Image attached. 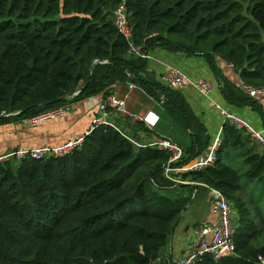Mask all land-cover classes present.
<instances>
[{
    "label": "trees",
    "instance_id": "1",
    "mask_svg": "<svg viewBox=\"0 0 264 264\" xmlns=\"http://www.w3.org/2000/svg\"><path fill=\"white\" fill-rule=\"evenodd\" d=\"M121 3L141 51L202 56L221 78L218 58L242 85L264 87V0H0V124L131 82L191 131L176 165L187 164L209 145L206 129L180 91L149 77L146 59L127 55L113 22ZM221 82L228 104L264 121L258 100ZM120 131L101 124L64 156L0 162V264H170L161 254L189 197L174 195L165 151L137 147ZM242 133L224 123L214 166L170 174L220 190L238 214L234 254L203 264H264V218L255 221L264 150Z\"/></svg>",
    "mask_w": 264,
    "mask_h": 264
},
{
    "label": "crops",
    "instance_id": "2",
    "mask_svg": "<svg viewBox=\"0 0 264 264\" xmlns=\"http://www.w3.org/2000/svg\"><path fill=\"white\" fill-rule=\"evenodd\" d=\"M148 54L150 58L147 60V74L154 81H157L158 75L168 67H176L192 78H204L213 82L214 89L208 97L201 96L193 88H186L181 91L191 110L206 129L209 138L208 148L220 133V130L223 131L224 125L223 118L214 107V104L233 112L236 116L249 122L256 130L262 128L263 120L258 112L249 107H236L225 101L221 93V78L236 84L240 80L234 68L228 66L227 63L218 58L216 59L220 78L213 73V70L202 56H185L182 53L168 52L160 47H155ZM127 83L116 82L117 95L119 98L125 99L127 110L132 114L141 116L144 122H133L125 116L109 111V119L116 123V126L123 129L128 136H133L134 138L130 137L140 143L156 137L176 139L181 141L184 146L186 145L185 148L192 143L190 130L175 122L163 108L152 103L154 98H151L152 96H149L143 89L137 85V87L129 88ZM103 99L104 94L99 93L79 101L67 102L64 104L67 106V111L62 118L45 120L34 127L27 126L22 119L1 123L0 155L17 147L59 145L70 137L85 133L93 117L98 114V105ZM180 183H184V185L181 186ZM192 185L196 186V189H193ZM174 195L176 197H189V201L180 213L173 228L168 247L161 254L160 260L167 261L170 264H174L176 260L187 253L189 246L198 236L199 226L214 224L216 220L211 209L210 188L206 185L181 181L178 182ZM236 213L235 210V215H237ZM203 262L204 259L198 264H203Z\"/></svg>",
    "mask_w": 264,
    "mask_h": 264
},
{
    "label": "built area",
    "instance_id": "3",
    "mask_svg": "<svg viewBox=\"0 0 264 264\" xmlns=\"http://www.w3.org/2000/svg\"><path fill=\"white\" fill-rule=\"evenodd\" d=\"M113 22L118 32L128 41L129 49L127 51V55L129 57H139L148 60L150 58L148 52L141 51L130 40L131 28L129 14L127 13L124 3L119 4L115 8L113 12ZM148 37H151V35ZM228 66L232 67L230 64H228ZM141 76H145L144 73H141ZM157 82L172 90L180 92L186 88H193L203 97H208L214 89V84L210 80L204 78H192L186 72L176 67H168L163 73L159 74ZM127 86L129 88L137 87L131 82H128ZM240 86H242L250 97L259 101L262 106L261 110L264 116V87L256 88L244 86L242 85V82ZM115 88L116 83H113L109 94L101 103H99L98 114L93 117L90 126L85 133L70 137L63 143L55 146L44 145L40 147H17L7 153L1 154L0 162H4L6 160L20 161L25 158L45 159L64 156L78 148L82 144L85 135L101 124H110L115 129L120 131L109 119V111L125 116L133 122H144V119L141 116L132 114L127 110L125 99L118 97ZM77 91L78 90L69 94L67 98L70 99L71 97L77 95ZM214 107L219 111L224 123H228L239 131L248 133L252 138L258 140L264 148V121L262 128L260 130H256L249 122L236 116L233 112L225 109L224 107L218 104H214ZM66 111L67 106L62 105L22 120L27 126L34 127L45 120L62 118ZM10 114L14 113L5 115ZM221 131L222 130H220V133L216 136L210 147L205 152L197 154L191 162L179 166L176 164L182 159L184 152L182 148L171 139L167 137H156L147 142L140 143L133 140L122 131L120 132L124 138L137 147L150 146L158 150L165 151L169 158L164 167V174L173 182L178 184L181 180L175 181L172 179L170 177V174H173L172 172H199L214 166L217 160V151L222 146ZM210 192L211 209L216 218L215 223L199 226L197 230L198 236L189 246L187 253L180 259L176 260L174 264H198L206 256H210L214 261H217L223 257L234 254V234L236 225L232 219L231 204L220 190L210 188Z\"/></svg>",
    "mask_w": 264,
    "mask_h": 264
},
{
    "label": "rangeland",
    "instance_id": "4",
    "mask_svg": "<svg viewBox=\"0 0 264 264\" xmlns=\"http://www.w3.org/2000/svg\"><path fill=\"white\" fill-rule=\"evenodd\" d=\"M151 98H153V97H151ZM152 103H154V104H156L157 105V107H160V108H162V103H161V101H159L158 99H154L153 101H152ZM114 125L116 124V123H114V122H112ZM179 125V124H178ZM116 126V125H115ZM119 130H121L123 133H125V131L123 130V129H121L120 127H118V126H116ZM243 133H246V132H243ZM242 133V135L243 136H247V134H243ZM126 134V133H125ZM127 135V134H126ZM131 136V135H130ZM131 137H133V136H131ZM134 138V137H133ZM168 138H170V137H168ZM170 139H172L174 142H176L181 148H182V150L184 151V149H185V146H184V144L181 142V141H178V140H176V139H173V138H170ZM254 143L257 145V148H258V150H260V151H263L264 149L262 148V146L259 144V143H257V142H255L254 141ZM208 148V147H207ZM206 148V149H207ZM206 149H204L203 151H205ZM263 149V150H262ZM203 151H201V152H203ZM172 173H176L175 171L174 172H172ZM174 180L175 181H178V180H181V178L177 175V176H174ZM182 181V180H181ZM239 195L240 196H242L245 200L248 198L247 197V195L246 194H244V192H240L239 193ZM230 204H231V208H232V219H233V221H234V223L236 224V222H237V220H238V214L237 215H235V208L233 207V204L230 202ZM260 210L259 211H257V213H259V216L256 218V222H258V219L259 218H264V197H263V199H262V201H261V204H260ZM234 212V213H233ZM263 238V237H262ZM262 238H259L260 240H262Z\"/></svg>",
    "mask_w": 264,
    "mask_h": 264
},
{
    "label": "water",
    "instance_id": "5",
    "mask_svg": "<svg viewBox=\"0 0 264 264\" xmlns=\"http://www.w3.org/2000/svg\"><path fill=\"white\" fill-rule=\"evenodd\" d=\"M237 84L238 85H240L241 84V80H239L238 82H237ZM87 85V82L77 91V94L85 87ZM180 185L181 186H183L184 185V183H180ZM192 188L193 189H196V186H194V185H192Z\"/></svg>",
    "mask_w": 264,
    "mask_h": 264
}]
</instances>
